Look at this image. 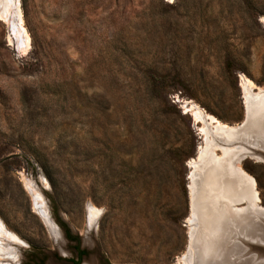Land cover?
Instances as JSON below:
<instances>
[{
	"label": "rangeland",
	"instance_id": "rangeland-1",
	"mask_svg": "<svg viewBox=\"0 0 264 264\" xmlns=\"http://www.w3.org/2000/svg\"><path fill=\"white\" fill-rule=\"evenodd\" d=\"M13 5L28 43L13 45L0 0V221L16 239L12 264L61 254L27 183L68 251L65 229L81 238L83 264H183L194 201L201 211L191 162L205 146L186 108L231 127L247 120L244 84L264 89V0ZM240 168L264 209V161ZM221 191L232 190H206L210 211Z\"/></svg>",
	"mask_w": 264,
	"mask_h": 264
},
{
	"label": "bare ground",
	"instance_id": "bare-ground-1",
	"mask_svg": "<svg viewBox=\"0 0 264 264\" xmlns=\"http://www.w3.org/2000/svg\"><path fill=\"white\" fill-rule=\"evenodd\" d=\"M13 7V0H7L4 13L16 38L13 45L22 51L27 48L28 38L24 33L22 20ZM252 87L244 84L247 120L240 126H227L194 105L186 108L195 123L203 124L200 132L205 146L199 148L198 158L191 162L193 170L190 189L196 194L201 211L197 212L194 201L190 219V242L181 259L183 264H264V209L255 204L257 197L251 193L252 186L255 185L254 179L240 168V160L245 157L264 161V89L260 88L255 92ZM262 118L263 122L258 130L256 126ZM243 128L248 131L246 137L238 134ZM217 151L223 155L218 156ZM198 170L199 179L196 177ZM219 184L232 191L218 193L216 204L210 211L205 193L207 189L214 190V186ZM26 188L40 215L46 219L45 204L35 191L36 187L27 183ZM238 201L246 202V207L236 209L234 205ZM231 207L235 210H230ZM97 214L98 211L90 206L89 217ZM15 240L0 221V256L10 261L0 264H12L11 261L17 259L15 250L8 246Z\"/></svg>",
	"mask_w": 264,
	"mask_h": 264
},
{
	"label": "flooded vegetation",
	"instance_id": "flooded-vegetation-1",
	"mask_svg": "<svg viewBox=\"0 0 264 264\" xmlns=\"http://www.w3.org/2000/svg\"><path fill=\"white\" fill-rule=\"evenodd\" d=\"M48 223L50 234L54 240L55 243H60L59 252L61 254L57 255L55 264H83V260L87 257L88 252L85 248L81 246V238L72 235L69 230L65 229V236L67 239H69L72 242V248L71 251H68L67 249V240L64 238L63 235H61L59 229L50 221V219H45ZM92 225L91 223H89ZM64 244V245H63ZM63 246V247H62ZM66 247V249H65ZM32 264H45L43 259L35 260ZM86 264V263H85ZM97 264H103L97 262Z\"/></svg>",
	"mask_w": 264,
	"mask_h": 264
},
{
	"label": "water",
	"instance_id": "water-1",
	"mask_svg": "<svg viewBox=\"0 0 264 264\" xmlns=\"http://www.w3.org/2000/svg\"><path fill=\"white\" fill-rule=\"evenodd\" d=\"M262 152H264V151H262ZM258 153H259V152H258ZM260 154H261V153H260ZM263 155H264V154H263ZM263 155H262V156H263ZM262 159L264 160V158H262ZM60 233H61V232H60ZM61 235H62V233H61Z\"/></svg>",
	"mask_w": 264,
	"mask_h": 264
}]
</instances>
